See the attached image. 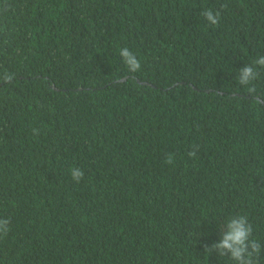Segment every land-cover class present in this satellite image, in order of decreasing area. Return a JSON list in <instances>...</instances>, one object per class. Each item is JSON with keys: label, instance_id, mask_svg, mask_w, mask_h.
Wrapping results in <instances>:
<instances>
[{"label": "trees", "instance_id": "obj_1", "mask_svg": "<svg viewBox=\"0 0 264 264\" xmlns=\"http://www.w3.org/2000/svg\"><path fill=\"white\" fill-rule=\"evenodd\" d=\"M259 56L264 0H0V264H233L237 215L264 264Z\"/></svg>", "mask_w": 264, "mask_h": 264}, {"label": "clouds", "instance_id": "obj_2", "mask_svg": "<svg viewBox=\"0 0 264 264\" xmlns=\"http://www.w3.org/2000/svg\"><path fill=\"white\" fill-rule=\"evenodd\" d=\"M201 15L212 26H216L220 20V13L211 9H205ZM122 63L128 73H137L141 71V61L127 47L119 49L118 52ZM264 68V56H259L251 64L245 65L238 71V83L245 87L247 92L252 95L256 93V87L253 84L258 78V69ZM0 79L8 82L13 79V74L5 72ZM198 148L193 145L187 155L190 159L195 158ZM166 165L174 163V154L169 153L163 161ZM70 176L74 182H80L83 179L84 172L81 168L73 167L69 169ZM9 219H0V232L6 234L8 228L5 227ZM252 225L244 215H237L227 220L222 226L221 238L212 245H205L206 254L216 252L219 257H228L233 264H256V258L261 253V243L256 239H250L252 236Z\"/></svg>", "mask_w": 264, "mask_h": 264}]
</instances>
